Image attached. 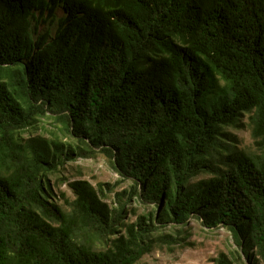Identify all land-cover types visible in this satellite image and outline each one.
Instances as JSON below:
<instances>
[{
    "label": "trees",
    "instance_id": "trees-1",
    "mask_svg": "<svg viewBox=\"0 0 264 264\" xmlns=\"http://www.w3.org/2000/svg\"><path fill=\"white\" fill-rule=\"evenodd\" d=\"M244 115L253 148L227 131ZM99 155L131 182L117 206L55 191ZM193 220L230 232L219 264H264V0H0V264H137Z\"/></svg>",
    "mask_w": 264,
    "mask_h": 264
},
{
    "label": "rangeland",
    "instance_id": "rangeland-1",
    "mask_svg": "<svg viewBox=\"0 0 264 264\" xmlns=\"http://www.w3.org/2000/svg\"><path fill=\"white\" fill-rule=\"evenodd\" d=\"M63 15V9L59 8L57 16L62 17ZM57 25V21L44 20L40 23L35 36L37 37L47 31L54 36ZM41 120L40 133L50 135L52 131H56L52 119L42 118ZM227 131L232 134L233 138H236L239 147L253 148L254 140L248 115L242 116L238 125L228 127ZM209 176L208 174H201L195 180ZM50 179L58 194L65 193L71 199H74V193L69 187V182L74 180H88L95 187H98L99 183L116 186L114 191H107L106 201L113 207L118 204L116 192L122 193L124 190L129 189L131 185L130 181H121L120 175L109 165L103 155H99L97 158H81L72 161L61 171L51 175ZM129 205L140 214L147 213L152 209V207L140 204L135 200ZM129 216L130 220H135L137 217L134 211ZM167 230L171 229L168 228ZM222 253L230 259L234 256L237 260L239 259L238 247L234 243L230 232L225 228L208 229L193 220L190 235L183 243L177 245L173 251H170L167 247L156 248L151 253L146 254L137 264H219Z\"/></svg>",
    "mask_w": 264,
    "mask_h": 264
}]
</instances>
